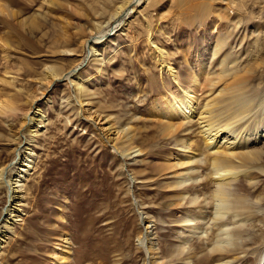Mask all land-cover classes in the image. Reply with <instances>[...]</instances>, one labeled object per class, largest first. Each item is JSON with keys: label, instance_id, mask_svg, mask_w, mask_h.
Returning a JSON list of instances; mask_svg holds the SVG:
<instances>
[{"label": "rangeland", "instance_id": "1", "mask_svg": "<svg viewBox=\"0 0 264 264\" xmlns=\"http://www.w3.org/2000/svg\"><path fill=\"white\" fill-rule=\"evenodd\" d=\"M22 1L30 9L11 16L19 7L0 0V102L14 110L0 112V167L13 161L16 149L29 153L32 163L12 203L21 205L22 214L0 224L8 228L2 230L0 264H53V251L58 254L66 239L67 256L59 264H264V174L252 169L256 186L247 194L256 205L225 216L237 214L234 222L248 224L242 239L245 250L251 246L248 252L230 245L226 257L213 253V226L178 248L186 231L180 222L194 209L187 210L181 199L179 177L194 154L201 161L216 149L222 156L234 149L220 140L213 147L196 121L162 118L156 107L189 87L197 108L248 87L264 95V0H139L115 19L112 14L126 0ZM31 16L37 30L28 25ZM214 26L219 34L209 37ZM97 35V51L90 54L83 41ZM226 36V46L213 56L211 46ZM65 50L71 55L61 54ZM224 56L236 64L226 61L222 72ZM199 66L205 73L194 84L189 74ZM46 67L76 72L72 82L62 79L48 87ZM76 79L85 93L77 92ZM32 98L45 117L35 137L22 125ZM261 111L230 121L231 134L239 138L262 124ZM17 132L25 136L20 144L13 142ZM203 170L196 185L207 180ZM7 197L0 188V220L12 208ZM199 213L211 217L210 208ZM241 233L235 230V236Z\"/></svg>", "mask_w": 264, "mask_h": 264}, {"label": "bare ground", "instance_id": "2", "mask_svg": "<svg viewBox=\"0 0 264 264\" xmlns=\"http://www.w3.org/2000/svg\"><path fill=\"white\" fill-rule=\"evenodd\" d=\"M10 1L13 3L14 6L19 7V9L15 11L11 10L12 12L7 11L5 6L2 8L4 11L6 10L7 13L9 12L11 16H15V15L18 16L19 14H24L25 11L30 9V7L26 6L22 0H10ZM37 1L38 0H32V3L34 4ZM138 1L139 0H126L122 2V4L115 9L114 13L112 14L113 16H111V18H114V16H117V14H119L122 11H123L122 12L123 15L124 12L128 11L127 10L128 5L136 4ZM44 2L45 4L46 3L49 4L48 0H44ZM24 24L23 26H25ZM28 25L33 30H37L40 27L39 23L36 21V16L30 17V21ZM97 27H99V25L96 26L95 28ZM100 34L103 33L101 32ZM215 34L218 35L219 31L218 28L214 26L208 32V36L211 37L212 35ZM99 35L91 36L90 38H87L85 39V41H83V47L84 48L86 47L89 50L90 54H94L97 51V50L95 51L94 46L97 43L99 44L98 41L101 40V36ZM62 36L65 38L64 41L67 42L65 33H63ZM227 42H228L227 36L216 40L211 46L212 55L217 56L218 54H220L224 49V47L226 46ZM70 52L72 51L65 50L62 51L61 54H64L66 56ZM226 61H229L228 63L230 65L236 64L235 59H230L228 56H224L219 64L222 72H223V66ZM204 69L205 68L203 66H199L197 69L192 71L189 74V79H191L190 81L196 84L198 82V78L203 73H205ZM75 72L76 70L74 69V67L69 68L67 71H63V72L56 71L50 67H46L44 79L46 80L48 87L55 81H60L62 79L72 82L70 78L73 77L72 75H74ZM79 81L80 79H76L75 84L77 86V92L80 95L82 93H85V91L83 86L79 84ZM189 88L177 90L172 96H168L167 98H164L161 103L156 104V107L160 109L162 112L161 113L162 118L171 119V121H175V120L196 121V123L200 128L201 133L206 136L208 142L210 141L213 144V147H215V144L220 143L221 141L222 144L225 143L228 144L229 146H232L231 149L234 150L232 152H229L230 154L228 156H222L219 155L221 152L219 151L220 153L218 154V150L216 149L215 150L216 152H213L214 154L212 157L203 159L201 161L199 160L197 161V158L199 157V153L197 152L198 154H194L193 157L190 158L192 159L191 161L192 164L187 169L186 173L179 177V182L177 187H179V192L185 194V196L182 197L181 199L184 202L186 209L187 208L189 209L191 207H194V209L191 210L187 209L188 213L185 214V217L180 222L181 228L182 229L186 228V231L182 230V232L180 233V238H179L180 247L178 248L183 249L184 246L193 237L197 235L200 236V234L204 233L202 232L203 228L205 230L206 228H211L210 226H213L214 230H216V233L212 237L211 241L212 240L214 241L215 239V243L217 246V247L215 246V248L217 249H214V247L212 248L213 250L211 249L213 253L214 250L218 251V254L220 253L221 257L222 255L227 256L229 251L231 252L232 249H236L237 251L239 250L242 253L243 252L245 253V251H247L248 248H251V246L250 247L247 246L248 248L245 250L244 249L245 242H243L242 240V239L246 240L247 235L244 236L243 233L246 232L243 231L246 230L245 228L248 227V224L247 226H245V223L243 222L244 221L243 217L239 220H243L241 222H243L244 224L238 221L234 222L233 219L234 218L237 219V214L239 212L240 215H242L241 212L243 213L247 210L249 211L252 205H256L255 202L251 201L252 198H250V196H248L247 194L250 188H255L256 186L255 183L256 181L252 178V174L249 173L248 171L249 169H252L255 173H257V175L264 174V171L261 169V165L262 163H264V128L260 130V128L264 126V118L262 119V124L257 123L256 125L252 126V128L251 127L247 128L248 132L246 131L245 134H242L239 138L237 135L234 136L233 134H231L234 133L233 131L235 130L234 127L232 126L234 123L230 121L235 120L237 122L239 120H242L247 112L248 113L254 112V110L260 113V111L264 109V95H262L263 91L259 87L257 88L248 87L240 90L237 94H233L232 97H228L227 99H217V98L209 99L204 104H202L203 106L200 105L201 107L197 108L198 102L193 95L194 90L193 92H191L190 91L191 88L190 89ZM43 93L44 91L40 93V96H42ZM36 102L37 99L34 98L30 100H26V103L30 108L29 111L24 115L22 125L23 127H26L30 137L37 136V132L41 130L45 118L37 109ZM5 110L13 112L14 110L12 104L6 101L0 102V112ZM222 122H224V124L220 125V123ZM171 128H173V126H170V129ZM21 133L19 132L16 133L13 142L15 143L17 142L18 144H20L22 138L25 139V136H23V134ZM208 142L206 143L207 147H209V145L211 144ZM182 143L183 141L180 142L181 147H182ZM26 151L28 152L29 150L26 148ZM13 155H14L13 161H11L8 165L4 163L5 165L0 167V188H4L5 191L7 192L9 206H11L12 203L16 202V200L18 199V193L20 192V190L18 191V187L20 186L18 184L21 181V177L23 173L31 169V163H32V159L30 157L31 155H29V153L23 154L16 149L14 150ZM11 167L14 168V171L12 172L13 176L8 178L7 172ZM200 169H204L203 171H208L206 174L207 180L204 183H200L196 185L199 178L200 177L202 178L201 174L199 173ZM11 170L12 169H10V171ZM253 176L256 175L253 174ZM201 195L202 197H200ZM19 206L21 205L13 204L11 206L12 207L11 211L7 210L6 208V211L4 210L5 213L2 214L0 224H3L4 226L10 224L11 221H14L13 219L17 218L20 214H22L21 213L22 211L19 210ZM256 207H258V204ZM256 207L254 209H256ZM203 208L204 209L210 208L211 214L210 213L209 214L211 217L209 218L206 217L207 219H205L203 214L199 213ZM230 212H232V214L233 212L237 213L232 215L231 218L232 221L231 219L226 220L225 218L227 214L229 215V217H231ZM251 213H249L250 217H252ZM245 217L247 218V216ZM248 220H249V216H248ZM248 220H246V223H248L247 222ZM250 224L251 223L249 222V226ZM253 224H251V226H254ZM235 225L237 226L234 227ZM231 226H233L234 228H231ZM4 228L6 227H3V229ZM3 229L0 228V234H1L0 246L4 241V236H3L4 231H2ZM235 230L238 231L241 230L242 233L235 236ZM247 230H249V227ZM260 234L263 233L261 232ZM233 237H235L236 241L235 239L232 240ZM67 240L69 239H66V241L64 242L61 240L62 241L61 243L59 242V244H61L60 245L61 248L58 254L55 253V251H53L54 254H56L55 257H53L54 260L52 261L53 264L54 263L59 264L58 261L64 259L65 256H67L65 254L66 242H68ZM259 241L257 242L259 243ZM220 243L224 245L222 246ZM261 243H263V241ZM141 245L142 248L145 250L146 246L144 241H141ZM230 245H233V248L229 250L227 247H229ZM174 250L176 251V249ZM236 250H234V252H236ZM221 257H219L218 259H222Z\"/></svg>", "mask_w": 264, "mask_h": 264}]
</instances>
